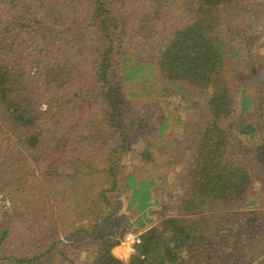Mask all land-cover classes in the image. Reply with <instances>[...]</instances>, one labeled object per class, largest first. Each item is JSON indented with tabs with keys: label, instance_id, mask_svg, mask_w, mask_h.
Returning <instances> with one entry per match:
<instances>
[{
	"label": "trees",
	"instance_id": "trees-1",
	"mask_svg": "<svg viewBox=\"0 0 264 264\" xmlns=\"http://www.w3.org/2000/svg\"><path fill=\"white\" fill-rule=\"evenodd\" d=\"M125 1L0 0V193L11 188L8 194H22V206L14 204L22 211L20 218H28L27 232L35 235L43 229L50 240L45 248L30 239L26 253L9 255L15 215L0 208V264H53L58 258L54 253L61 250L55 240L63 224L60 213L70 209L77 223L67 239L81 240L83 234L95 238L96 227L114 217L109 208L119 197L127 201L130 219L135 218L140 243L124 263L113 254L119 240L105 235L89 253L90 264H201L208 239L200 217L258 204L255 199L248 202L254 189L250 169L230 151L239 138L257 139V150L263 152L258 157L263 160L262 92L252 94L249 83L233 76L232 67L247 64L250 77L264 68L254 54L262 48L255 41L263 35L264 0H139L145 11L129 8L127 15ZM249 9L257 13L252 27L246 17ZM142 39L152 41L144 44L152 48L148 58L135 60L125 54L126 42L135 45ZM46 86L71 100L49 103L42 110ZM126 88L129 95L122 93ZM100 96L103 110L96 108L93 116V111L85 112L73 120L71 131L76 133L68 144L63 141L65 147L59 150H67L61 159L72 154V142L84 148L65 161L63 171L42 173L43 181L29 188L26 168L34 170L26 167L22 175L10 176L20 170L13 163L23 162L25 153L38 162L50 161L43 155L53 152L54 134L76 115L74 104ZM127 96H178L187 101L200 96L204 101L194 149L172 182L177 192L173 201L181 209L166 208L167 215L154 226L149 213L166 202L154 197L162 178L144 169L118 171V153L127 148V139L116 120L120 100ZM102 126H108L106 134ZM166 128L164 124L159 131ZM93 145L108 151L97 152ZM152 153V149L139 153L143 166L156 165ZM42 218L46 227L40 224ZM92 221L90 230L79 227ZM61 259L63 264H77L66 256Z\"/></svg>",
	"mask_w": 264,
	"mask_h": 264
},
{
	"label": "rangeland",
	"instance_id": "rangeland-1",
	"mask_svg": "<svg viewBox=\"0 0 264 264\" xmlns=\"http://www.w3.org/2000/svg\"><path fill=\"white\" fill-rule=\"evenodd\" d=\"M138 2L139 3H136V0H126L124 2L125 15L128 14L127 12H130L129 8L139 10V13L145 11L143 9L145 6L144 3L139 0ZM146 6H148V4ZM256 15L257 13L253 12L251 9L246 13V17H249L251 21L250 27L256 22ZM25 28L26 26L22 29L25 30ZM261 28L263 35L259 40L255 41V44L257 47L262 44V48L255 51L254 54L258 57V63L263 64L262 66L264 67V25ZM129 29L131 30L132 28L129 27L128 30ZM126 37L130 38L129 35H126ZM151 42L152 41H145L143 39L140 40L139 43L135 42V45L134 43L130 44V42H126L124 52L135 60H145L149 57L152 48L149 46L146 48L144 44L151 45ZM135 46H139L140 49L138 47L135 48ZM251 70L252 69L248 68L247 64H236L232 67L233 76L241 78V80L249 83L252 94L258 91L262 92V102L264 103V82L260 83L261 80L257 79V77L264 78V74L261 72L264 71V68L260 69L261 71L256 75L257 77H250ZM129 92V88L122 90L124 95H129ZM64 95L65 93L57 92L55 88L46 86L42 91V110H46L49 103H56L59 100L65 103L71 100L65 98ZM101 101L102 97L100 96L99 100L92 99L91 102L88 101V103H86L88 104L87 106L83 103L74 104L77 105L73 106L75 110L73 112H75L76 115L69 118L70 123L68 127L62 126L58 129L59 131L57 130L59 133L54 134L55 147H51L53 152L45 151V155H43L44 158H51V160L47 163L46 159H42L38 162L35 160L37 159L35 156L25 153L23 162L17 161L13 163L19 166L20 170L17 168L10 176L13 177L15 174L22 175L23 173L21 171L26 167L34 170L33 172H29L26 168V173L30 175V183L27 184L29 188L30 186L32 187L31 183L36 184L39 180L43 181L44 178L42 173L46 174L56 171L58 173L63 171L65 169V161H67V159L72 160L74 156H77L78 150L84 148L83 146H78V143L72 142L70 143L72 146V154L70 156H65L66 159H61L62 154L67 150H59L65 147L63 141L66 140L65 144H68L67 141L70 136L76 133L75 131H71L75 126L73 120L78 118V116L81 117L85 112L88 113L93 111L91 114L89 113L93 116L96 108L103 110L105 106L99 103ZM120 103L121 105L118 110L119 118L116 121L127 139V148L120 150L118 153L120 161L118 171L121 173H128L138 172L140 170L143 173L144 169L151 175L162 178L161 181H159L160 186L157 187L154 197L163 198L166 202L164 205L165 207L161 209L157 207L151 209L149 216L154 218L153 220L155 221L151 224L154 226L159 223L160 219L167 215L166 208L181 209V204L173 201V197L177 192L176 187H172V182L175 174L186 166L187 161L190 159L191 152L194 149L195 142L193 141V135L195 132L199 131L202 126L200 110H203L204 101L200 96L190 101L181 100L178 96L166 97L163 99L147 96L130 98L127 96V98L121 99ZM194 103L196 105H193ZM101 117L103 118V116ZM101 117H98L99 119L94 117V119L100 122L102 121ZM103 120L106 122L105 118ZM261 121L264 134V117L261 118ZM164 124L167 128L160 132L159 130ZM101 125H103V123ZM100 127L98 128L100 129ZM102 130H104V134H106L108 126H102ZM256 140L251 142L247 137L239 138L236 142H233V148L230 153L236 161L244 164L250 169L254 178V189L248 202L255 199L258 200V204L248 207L239 206L225 209L223 210V214L219 215V213H217L215 217L211 218H209V216L200 217L202 221L201 227H203L204 232H206L208 239V250L200 256L201 264H244V262L246 264H264V158L260 161L258 157L260 153L263 152L260 151L259 153L257 150L258 143ZM109 142L110 141L107 139L103 140V144L105 145H108ZM110 147H112V145ZM93 149L97 152L108 151L103 150V147L100 145H93ZM144 149H152V157L155 159L156 164L154 167L151 165V167L147 166L148 168L143 166L144 164L141 162L139 153ZM106 153L107 152L104 154ZM38 168L43 169L38 171ZM18 181L20 180H17V182ZM10 190L11 188H8L5 193H0V208L15 215L12 220V236L8 239V254H13L12 252H18L19 255L26 253L29 248L30 239L34 240V243L38 242V246L48 247L50 245L49 234H44L45 230L43 231V229H40L38 234L35 235L27 232L26 227L29 226V222L27 223L28 218L25 220L20 218L22 211L18 209L19 206H22V201H24L23 196L20 193L8 194ZM73 195L74 191L71 190L70 197ZM66 196H69V194ZM19 200L20 202H18ZM16 202L18 204L17 210L14 204ZM71 205L72 203H69L70 207ZM126 206L127 201L124 197H119L117 199L113 198L109 209L115 213L114 217L106 223H101L96 227L97 235L95 238L83 234L81 237L82 239L80 238L81 240H77L76 238L67 239L66 236L74 231L72 229V224L76 226L77 223H75L70 209H68L67 213L61 212L60 222L63 221V224H60V234L55 237V240H58L60 243L59 247L61 250L54 253V255L57 253L58 258L53 260V264H63L61 259L63 256H66L68 260L77 264H90L92 259L89 253L95 250V242L100 241L105 235H109L115 239L117 238L119 244H122L127 234H140L135 225V218L132 220L130 219V215L126 211ZM67 207L68 205L64 206V208ZM41 223L46 227V221L43 220L40 224ZM92 223L93 221L86 222L79 225V227L90 230ZM131 226L133 228H131ZM125 231L127 232L124 234ZM77 247L80 249H77ZM116 249L117 247L113 249V254L118 257L120 256V258H117L122 262L128 263L133 252H126L121 248ZM61 254L63 256H60ZM75 259L77 260L75 261Z\"/></svg>",
	"mask_w": 264,
	"mask_h": 264
},
{
	"label": "built area",
	"instance_id": "built-area-1",
	"mask_svg": "<svg viewBox=\"0 0 264 264\" xmlns=\"http://www.w3.org/2000/svg\"><path fill=\"white\" fill-rule=\"evenodd\" d=\"M139 243H140V237L130 233L126 235L125 241H123L122 244L119 245H121L120 247H122L121 248L122 250L129 253L132 252L134 253V248ZM119 245H117L116 247H119Z\"/></svg>",
	"mask_w": 264,
	"mask_h": 264
},
{
	"label": "crops",
	"instance_id": "crops-1",
	"mask_svg": "<svg viewBox=\"0 0 264 264\" xmlns=\"http://www.w3.org/2000/svg\"><path fill=\"white\" fill-rule=\"evenodd\" d=\"M136 236H138V235H136ZM118 248H122V247L119 246V247H117V249H118ZM117 249H116V250H117ZM117 257H118V256H117ZM118 258H120V256H119ZM121 258H122V257H121Z\"/></svg>",
	"mask_w": 264,
	"mask_h": 264
}]
</instances>
